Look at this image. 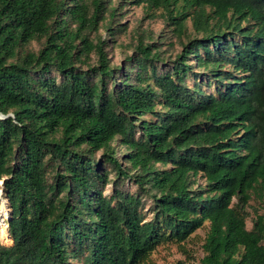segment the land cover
Here are the masks:
<instances>
[{
  "label": "trees",
  "instance_id": "16d2710c",
  "mask_svg": "<svg viewBox=\"0 0 264 264\" xmlns=\"http://www.w3.org/2000/svg\"><path fill=\"white\" fill-rule=\"evenodd\" d=\"M107 1L0 0V264H148L206 222L192 264H264V214L247 227L264 202V0H134L202 33L167 65L144 37L113 62L126 29L101 25Z\"/></svg>",
  "mask_w": 264,
  "mask_h": 264
},
{
  "label": "rangeland",
  "instance_id": "374dc122",
  "mask_svg": "<svg viewBox=\"0 0 264 264\" xmlns=\"http://www.w3.org/2000/svg\"><path fill=\"white\" fill-rule=\"evenodd\" d=\"M107 6L106 19L101 23V25L108 22H112L113 24L120 23L124 25L126 29V31L120 37L119 44L113 50L114 63H121L126 58V56L132 54L135 45L137 44V40L140 37H144L146 41H156V46L162 51V56L166 62L165 64H171L170 61L176 59L177 56L181 54L184 44L188 42L190 38L202 36L201 32L198 33L195 31L193 22L191 20H188L187 22L186 32L180 36L176 31H173V27H171L168 20L166 19L163 10H157L154 8L151 9L144 3L136 4L134 0H108ZM114 12L116 13L114 16H112L111 13ZM100 33L103 35V37L106 36L104 27H101ZM131 42L133 47L130 45ZM39 46L40 45L36 42L34 43L33 47L38 49ZM91 58L92 62L96 61L95 54H93ZM192 58L195 61V57ZM161 66H163L162 62ZM196 70L199 73L204 72V69L201 67L197 68ZM203 81L205 82L206 78H204ZM187 82L191 87H195L198 80H196L194 74H192V76L188 78ZM203 88L210 93H215L213 86L210 87L203 83ZM99 154L100 152L98 153V156ZM197 184H204V180L199 178ZM0 186V188L3 190L2 182H0ZM197 186L198 185H195V187ZM111 187L112 184L110 183L107 186V192L111 190ZM5 200L6 202L8 201L2 192L1 202H4ZM247 210L249 211L247 227L252 228L256 215L258 213L264 214V202L252 199ZM7 214L5 215V218L7 217ZM5 218L4 222H7L8 220L7 218L5 220ZM4 222L2 225V230H0L3 237L0 238V243L4 245H12L13 241L12 239L10 240L11 236L9 235L8 226H6V222ZM208 231L209 222H206L205 225L198 229L185 243L184 246L185 250L187 251L177 244H160L152 253L148 264H174L180 260H184L187 264L198 263L204 255L202 245L205 242Z\"/></svg>",
  "mask_w": 264,
  "mask_h": 264
},
{
  "label": "bare ground",
  "instance_id": "6f19581e",
  "mask_svg": "<svg viewBox=\"0 0 264 264\" xmlns=\"http://www.w3.org/2000/svg\"><path fill=\"white\" fill-rule=\"evenodd\" d=\"M2 181V180H1ZM1 187V186H0ZM0 190H1V192H0V230H2V225H3V222H4V218H5V215L7 214V212H8V214H7V217L6 218H10V206H9V204H8V201L6 202V200L4 201V202H1V193H2V189L0 188ZM8 204V205H7ZM8 208H9V210H8ZM6 218H5V220H6ZM7 219V220H8ZM6 222V221H5ZM4 222V223H5ZM8 222V221H7ZM6 224V226H8V223H5ZM8 231H9V227H8ZM9 235H10V233H9ZM0 238H3L2 237V233L0 232ZM11 239V238H10Z\"/></svg>",
  "mask_w": 264,
  "mask_h": 264
},
{
  "label": "water",
  "instance_id": "95a60500",
  "mask_svg": "<svg viewBox=\"0 0 264 264\" xmlns=\"http://www.w3.org/2000/svg\"><path fill=\"white\" fill-rule=\"evenodd\" d=\"M2 117H4V115L0 113V118H2ZM2 183H4V180H2ZM2 192L4 193V190H2ZM10 219H11V212H10V218L8 219V227H9V221H10Z\"/></svg>",
  "mask_w": 264,
  "mask_h": 264
}]
</instances>
